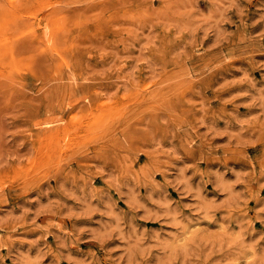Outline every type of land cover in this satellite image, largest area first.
I'll list each match as a JSON object with an SVG mask.
<instances>
[{"label": "rangeland", "instance_id": "rangeland-1", "mask_svg": "<svg viewBox=\"0 0 264 264\" xmlns=\"http://www.w3.org/2000/svg\"><path fill=\"white\" fill-rule=\"evenodd\" d=\"M0 264H264V0H0Z\"/></svg>", "mask_w": 264, "mask_h": 264}, {"label": "bare ground", "instance_id": "bare-ground-1", "mask_svg": "<svg viewBox=\"0 0 264 264\" xmlns=\"http://www.w3.org/2000/svg\"><path fill=\"white\" fill-rule=\"evenodd\" d=\"M59 11H60V10H59ZM55 13H56V12H55ZM48 28H49V26H48ZM45 30H46V29H45ZM67 36H68V35H67ZM57 39H58V38H57ZM57 39H56V40H57ZM61 40H62V38H61ZM58 41H60V39H59ZM14 48H15V47H14ZM14 53H15V50H14Z\"/></svg>", "mask_w": 264, "mask_h": 264}]
</instances>
